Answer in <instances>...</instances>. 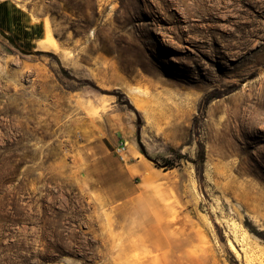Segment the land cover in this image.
<instances>
[{"label": "rangeland", "instance_id": "obj_1", "mask_svg": "<svg viewBox=\"0 0 264 264\" xmlns=\"http://www.w3.org/2000/svg\"><path fill=\"white\" fill-rule=\"evenodd\" d=\"M263 226L264 0H0V264H245Z\"/></svg>", "mask_w": 264, "mask_h": 264}, {"label": "bare ground", "instance_id": "obj_2", "mask_svg": "<svg viewBox=\"0 0 264 264\" xmlns=\"http://www.w3.org/2000/svg\"><path fill=\"white\" fill-rule=\"evenodd\" d=\"M37 44L40 49H43V51L48 48L51 49L53 48L56 51H59L60 44L58 43L56 37L53 35L50 22L47 18L44 19V35L40 39H38ZM66 55L68 56V54ZM239 230H244V227L242 224L236 222L234 226L235 234H237ZM260 230L264 231V226L260 227ZM228 245H229V249L231 250V252L233 253V255L237 260L244 261L245 264H254V261L258 259L257 261H259V264H264L263 247L262 249H260L258 248L259 246L256 247L257 245H253V243H250L246 234H243L242 236L237 235L235 239L233 238L232 240L228 241Z\"/></svg>", "mask_w": 264, "mask_h": 264}, {"label": "built area", "instance_id": "obj_3", "mask_svg": "<svg viewBox=\"0 0 264 264\" xmlns=\"http://www.w3.org/2000/svg\"><path fill=\"white\" fill-rule=\"evenodd\" d=\"M127 144L126 142L122 141L116 148V153L118 154L121 160H125L127 156Z\"/></svg>", "mask_w": 264, "mask_h": 264}, {"label": "crops", "instance_id": "obj_4", "mask_svg": "<svg viewBox=\"0 0 264 264\" xmlns=\"http://www.w3.org/2000/svg\"><path fill=\"white\" fill-rule=\"evenodd\" d=\"M44 19H45V17L40 18V20H41L40 24L44 25ZM133 154H134V153H133ZM134 155H136V154H134ZM140 161H141V159H137V161H136L135 163H139ZM133 164H134V163H133ZM144 165L148 166L149 169L152 168V166H149V164H147V163H145ZM148 167H147V168H148ZM150 237H151V238H155V236H153V235H151V234H150Z\"/></svg>", "mask_w": 264, "mask_h": 264}, {"label": "trees", "instance_id": "obj_5", "mask_svg": "<svg viewBox=\"0 0 264 264\" xmlns=\"http://www.w3.org/2000/svg\"><path fill=\"white\" fill-rule=\"evenodd\" d=\"M166 166H168V164H165ZM172 166H170V168H171Z\"/></svg>", "mask_w": 264, "mask_h": 264}]
</instances>
